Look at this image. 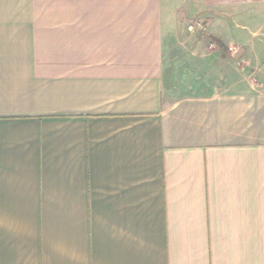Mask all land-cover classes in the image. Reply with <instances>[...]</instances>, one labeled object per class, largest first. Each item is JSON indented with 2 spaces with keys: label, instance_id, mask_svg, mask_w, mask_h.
I'll use <instances>...</instances> for the list:
<instances>
[{
  "label": "crops",
  "instance_id": "1",
  "mask_svg": "<svg viewBox=\"0 0 264 264\" xmlns=\"http://www.w3.org/2000/svg\"><path fill=\"white\" fill-rule=\"evenodd\" d=\"M0 264H264V0H0Z\"/></svg>",
  "mask_w": 264,
  "mask_h": 264
},
{
  "label": "rangeland",
  "instance_id": "2",
  "mask_svg": "<svg viewBox=\"0 0 264 264\" xmlns=\"http://www.w3.org/2000/svg\"><path fill=\"white\" fill-rule=\"evenodd\" d=\"M193 12V11H192ZM200 17H197L196 14L193 12V14H189L188 16V20L186 21H182L184 24L181 25V28L178 31H170L169 33L166 32V39L169 40H174L173 41V45L171 50V53L176 55V56H180L182 53H184L185 51H189L191 49H193L192 47H180L181 43H177L178 41H185V40H212L213 36L217 37L219 36L220 38L223 39H228L229 37V32L227 31H213L210 29L209 26L205 25V29L204 30H199V31H190L188 29L189 24H191L193 21L195 20H201L199 19ZM202 18V17H201ZM204 24H206V21H204ZM219 33V34H218ZM176 40V42H175ZM212 50V49H211ZM253 71L255 72L256 70H258L257 66H261V64H253ZM255 78V75H254ZM254 83H256L255 79H254Z\"/></svg>",
  "mask_w": 264,
  "mask_h": 264
},
{
  "label": "built area",
  "instance_id": "3",
  "mask_svg": "<svg viewBox=\"0 0 264 264\" xmlns=\"http://www.w3.org/2000/svg\"><path fill=\"white\" fill-rule=\"evenodd\" d=\"M188 29L190 31H199V30H204L205 29V25L204 22L201 20H195L193 21L191 24H189Z\"/></svg>",
  "mask_w": 264,
  "mask_h": 264
}]
</instances>
